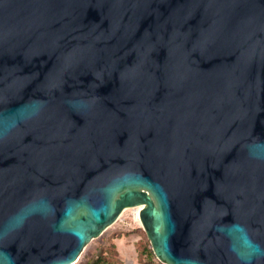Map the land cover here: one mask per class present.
<instances>
[{
    "label": "water",
    "instance_id": "95a60500",
    "mask_svg": "<svg viewBox=\"0 0 264 264\" xmlns=\"http://www.w3.org/2000/svg\"><path fill=\"white\" fill-rule=\"evenodd\" d=\"M137 207L164 263L264 264V0H0V264Z\"/></svg>",
    "mask_w": 264,
    "mask_h": 264
},
{
    "label": "rangeland",
    "instance_id": "374dc122",
    "mask_svg": "<svg viewBox=\"0 0 264 264\" xmlns=\"http://www.w3.org/2000/svg\"><path fill=\"white\" fill-rule=\"evenodd\" d=\"M139 211V207L126 209L114 224L85 246L76 264H92L98 258L113 264H167L156 257Z\"/></svg>",
    "mask_w": 264,
    "mask_h": 264
},
{
    "label": "trees",
    "instance_id": "16d2710c",
    "mask_svg": "<svg viewBox=\"0 0 264 264\" xmlns=\"http://www.w3.org/2000/svg\"><path fill=\"white\" fill-rule=\"evenodd\" d=\"M154 253H150V256H153ZM92 264H113L111 261H107L104 258H98L96 261H94Z\"/></svg>",
    "mask_w": 264,
    "mask_h": 264
},
{
    "label": "bare ground",
    "instance_id": "6f19581e",
    "mask_svg": "<svg viewBox=\"0 0 264 264\" xmlns=\"http://www.w3.org/2000/svg\"><path fill=\"white\" fill-rule=\"evenodd\" d=\"M140 209H141V207H139ZM138 215H139V213H138Z\"/></svg>",
    "mask_w": 264,
    "mask_h": 264
}]
</instances>
